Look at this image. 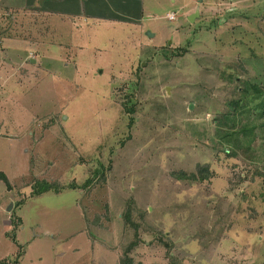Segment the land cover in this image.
Returning <instances> with one entry per match:
<instances>
[{
  "label": "rangeland",
  "instance_id": "1",
  "mask_svg": "<svg viewBox=\"0 0 264 264\" xmlns=\"http://www.w3.org/2000/svg\"><path fill=\"white\" fill-rule=\"evenodd\" d=\"M31 1L0 0V45L35 57L0 68V264H119L130 197L134 264H264V117L241 91L264 89V0H131L133 23Z\"/></svg>",
  "mask_w": 264,
  "mask_h": 264
},
{
  "label": "trees",
  "instance_id": "2",
  "mask_svg": "<svg viewBox=\"0 0 264 264\" xmlns=\"http://www.w3.org/2000/svg\"><path fill=\"white\" fill-rule=\"evenodd\" d=\"M140 69V67H138L136 70L138 71ZM250 89V91L255 95L254 98L251 100H258L257 104H255L254 108L257 110V114L256 116H262L264 117V89H262L261 87H259L256 84L253 83H246L245 87L241 89L242 94H247L248 90ZM243 97H240V99L238 100H232L229 104L231 106V112L223 114L221 116V124L223 126H226L229 129H231L232 127H235L236 125V120L238 116H243L244 114H246L247 112L249 113V111H246L244 105H240L241 103V99ZM122 107L124 109V112L127 114H131L133 113L134 109L129 108V105H127V102H125V104H122ZM263 126H264V122H263ZM253 130L250 129H246L245 127H241L239 129H237V131L234 132H228L226 134H218V137L220 139V141L222 143H225L227 145H233L232 142H234L233 140H238L240 139V135L239 134H244L247 135L249 133H251V131ZM219 132V131H218ZM237 140V141H238ZM96 175V176H95ZM210 174H208L207 170L204 168H198L196 173H191L190 175L187 176H183V174L181 176H183L184 178L182 179H186V180H190V181H194V182H201L204 180H207L210 176ZM98 176L97 171L93 172V174H91L81 185V189H85L87 187H89L90 185L94 184V181H96L95 177ZM102 176V175H101ZM0 179L1 181L5 184L6 188L9 189V184L8 181L6 180V178L4 177L3 174L0 173ZM53 183H47L45 181L42 182H35L33 189H32V193H34V195H39L42 193H45L47 191L50 190H54L55 192H58L59 187H54L53 188ZM70 189H76L77 187H75L74 185L69 184L67 186ZM135 201L134 199H132L131 197L128 198L125 201V207H124V211L122 213V220H123V225L125 227V229H130L132 231V238L133 241L129 242L128 247L124 250L123 255L121 256V259L119 261V264H134L133 261L131 260L130 256H129V252L134 249L136 247V245L138 244L137 238L138 237V230L140 227L139 222L137 221L138 219H141V212L135 210ZM160 241V240H159ZM162 241V240H161ZM163 243V242H162ZM164 246H168L167 243H163ZM169 248V246H168ZM168 252V251H167ZM19 259V256H16L15 259L13 260V262L15 264H17ZM171 259V258H170ZM136 264H141V263H136ZM166 264H178L175 259H171L170 262L166 263Z\"/></svg>",
  "mask_w": 264,
  "mask_h": 264
},
{
  "label": "crops",
  "instance_id": "3",
  "mask_svg": "<svg viewBox=\"0 0 264 264\" xmlns=\"http://www.w3.org/2000/svg\"><path fill=\"white\" fill-rule=\"evenodd\" d=\"M40 1L38 5V10L46 13H60L67 15H76V16H89L94 18H101L107 21H125V22H139L138 15L136 11L138 10V5L134 3V1H125V0H107V10L103 11L102 4L105 3L104 0H84L82 4V0H33V2H28L27 4L33 5L35 2ZM106 5V3H105ZM83 7L84 10H81ZM85 7V8H84ZM167 16H172L174 18L173 13L167 14ZM166 16V17H167ZM7 40V39H6ZM8 41V40H7ZM0 48L3 49V53L6 54V60L1 61L2 57H0V68H3L2 64L15 63L20 66H24L28 61L35 63V57L32 53L27 52H9V49L4 48L3 45H0ZM15 51V49H13ZM1 53V52H0ZM34 57V58H33ZM16 65V66H17ZM6 136H9L6 134ZM8 139H12V136H9ZM6 178V175L3 172H0ZM1 180V179H0ZM7 180V178H6ZM8 181V180H7ZM1 182V181H0ZM10 186V182H8ZM5 185V184H4ZM6 188V186H5ZM7 191V188H6Z\"/></svg>",
  "mask_w": 264,
  "mask_h": 264
},
{
  "label": "water",
  "instance_id": "4",
  "mask_svg": "<svg viewBox=\"0 0 264 264\" xmlns=\"http://www.w3.org/2000/svg\"><path fill=\"white\" fill-rule=\"evenodd\" d=\"M193 18H194V15L190 16V17L188 18V20H189V21H192ZM11 205H12V204H11Z\"/></svg>",
  "mask_w": 264,
  "mask_h": 264
}]
</instances>
